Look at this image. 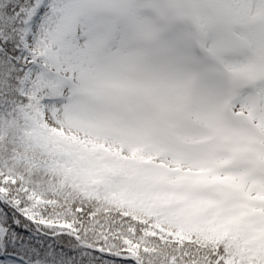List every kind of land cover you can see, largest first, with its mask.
I'll use <instances>...</instances> for the list:
<instances>
[{
	"label": "snow or ice",
	"instance_id": "1",
	"mask_svg": "<svg viewBox=\"0 0 264 264\" xmlns=\"http://www.w3.org/2000/svg\"><path fill=\"white\" fill-rule=\"evenodd\" d=\"M190 3L212 71L253 74L233 57L264 60V0ZM139 7L0 0V264H264V88L153 141L121 71Z\"/></svg>",
	"mask_w": 264,
	"mask_h": 264
},
{
	"label": "clouds",
	"instance_id": "2",
	"mask_svg": "<svg viewBox=\"0 0 264 264\" xmlns=\"http://www.w3.org/2000/svg\"><path fill=\"white\" fill-rule=\"evenodd\" d=\"M139 5V11L147 14L151 25L132 38L135 50L155 54L161 47L160 28L164 23L182 26L167 43L165 75L144 82L139 93L145 131L151 138H171L177 129H199L211 135L210 130L194 125L190 118L194 88L205 76H210L214 85L208 100L209 112L215 111L230 123L237 122L229 112L237 92L251 96L254 102L261 99L257 90L264 88V60L253 50L238 48L233 58L254 65L253 74L234 77L223 69L212 71L213 62L202 51L198 29L191 19L190 0H139Z\"/></svg>",
	"mask_w": 264,
	"mask_h": 264
},
{
	"label": "rangeland",
	"instance_id": "3",
	"mask_svg": "<svg viewBox=\"0 0 264 264\" xmlns=\"http://www.w3.org/2000/svg\"><path fill=\"white\" fill-rule=\"evenodd\" d=\"M136 2L139 4V0H136ZM141 14L148 19L149 26H150L151 25L150 18L145 13L141 12ZM165 23H166V26L164 25L160 28L161 47L155 54L149 55L142 51L135 50L133 49L130 43V46H129L130 55L121 70L122 75L125 78L137 84L142 85L144 82H146L149 79L160 78L165 75L163 62L168 55L167 43L171 35L177 32L182 27L181 25L172 26L169 22H165ZM210 96L211 95H205V91L202 86V83L198 84L194 88V91H193L191 110L202 108V109L209 111L208 100ZM131 102L134 103V105L132 106L138 117L139 123L142 126L143 131L146 133L142 113L139 107L140 105L139 94L133 96L131 98ZM185 130H187L188 132H190L191 135L197 138H201V137L208 135L207 132L204 130H199V129H191V130L185 129ZM148 137L161 145H167L171 143L172 138H173L171 137L168 139H154V138H151L149 135Z\"/></svg>",
	"mask_w": 264,
	"mask_h": 264
}]
</instances>
